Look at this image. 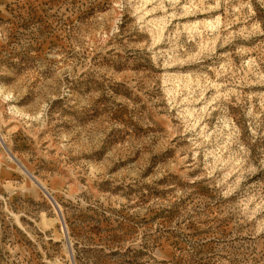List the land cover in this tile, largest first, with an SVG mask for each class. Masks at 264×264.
I'll return each mask as SVG.
<instances>
[{"label": "rangeland", "instance_id": "1", "mask_svg": "<svg viewBox=\"0 0 264 264\" xmlns=\"http://www.w3.org/2000/svg\"><path fill=\"white\" fill-rule=\"evenodd\" d=\"M0 264H264V0H0Z\"/></svg>", "mask_w": 264, "mask_h": 264}, {"label": "water", "instance_id": "2", "mask_svg": "<svg viewBox=\"0 0 264 264\" xmlns=\"http://www.w3.org/2000/svg\"><path fill=\"white\" fill-rule=\"evenodd\" d=\"M50 196V195H49ZM51 200L53 201V198L50 196ZM54 202V201H53ZM55 203V202H54Z\"/></svg>", "mask_w": 264, "mask_h": 264}]
</instances>
